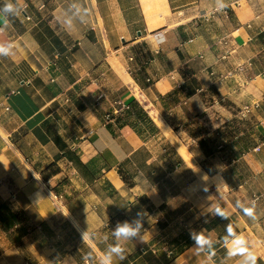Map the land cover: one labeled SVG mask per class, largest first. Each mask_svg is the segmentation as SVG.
<instances>
[{"label":"crops","instance_id":"obj_1","mask_svg":"<svg viewBox=\"0 0 264 264\" xmlns=\"http://www.w3.org/2000/svg\"><path fill=\"white\" fill-rule=\"evenodd\" d=\"M0 46V264H264V0H0Z\"/></svg>","mask_w":264,"mask_h":264},{"label":"clouds","instance_id":"obj_2","mask_svg":"<svg viewBox=\"0 0 264 264\" xmlns=\"http://www.w3.org/2000/svg\"><path fill=\"white\" fill-rule=\"evenodd\" d=\"M224 5L221 4V7H223ZM8 51L9 49L6 48V47H3V46H0V54H8ZM139 232V226H132V224L128 223V222H125L123 224H118L116 229H115V233L118 237H124V238H127V239H132V238H135L137 236ZM197 240V243L198 244H204L206 241L204 240L203 237H198L196 238ZM243 244H244V240L242 237H239L237 238V240L234 242V248H233V251H237V252H245L247 251L244 247H243ZM111 252L112 253H115L116 255L120 256L121 259H123V255H122V252H123V249L119 248V247H116V248H113L111 249ZM249 259L252 260L253 262L255 261V257L252 256L250 254L249 256Z\"/></svg>","mask_w":264,"mask_h":264},{"label":"rangeland","instance_id":"obj_3","mask_svg":"<svg viewBox=\"0 0 264 264\" xmlns=\"http://www.w3.org/2000/svg\"><path fill=\"white\" fill-rule=\"evenodd\" d=\"M234 128L238 133L240 132H249V136H247L246 139L242 140L239 148L246 149L248 146H251L252 143H254L255 138L254 137V128L255 124H253L251 121H247L245 119H238V121L234 124Z\"/></svg>","mask_w":264,"mask_h":264},{"label":"bare ground","instance_id":"obj_4","mask_svg":"<svg viewBox=\"0 0 264 264\" xmlns=\"http://www.w3.org/2000/svg\"><path fill=\"white\" fill-rule=\"evenodd\" d=\"M137 90V89H136ZM137 93V92H136ZM135 93V94H136ZM143 99V98H142ZM145 102V101H144ZM148 108V107H147ZM157 112V111H156ZM151 114H153V116H154V118H155V120H156V122H158V126H160L163 130H164V132L165 133H168V131H169V127H168V125L162 120V118H160L159 117V115H157L156 113H151ZM170 132H171V130H170ZM175 134V133H174ZM180 152L182 153V155L192 164V162H193V158H192V156L190 155V153L188 152V150L184 147V146H181L180 147ZM205 174V173H204ZM220 177V176H219ZM218 178V177H217ZM211 179V178H210Z\"/></svg>","mask_w":264,"mask_h":264},{"label":"built area","instance_id":"obj_5","mask_svg":"<svg viewBox=\"0 0 264 264\" xmlns=\"http://www.w3.org/2000/svg\"><path fill=\"white\" fill-rule=\"evenodd\" d=\"M27 18H29V17L27 16ZM155 36L156 37H159L160 34L159 33H156ZM119 105H120V110H126V109H129L130 108L129 105L123 104L122 102H120ZM10 109L11 108L9 106L6 107V110L7 111H9ZM244 110H245V112H250V109L249 108H245ZM106 118H107L108 121H110V119L112 118V115L109 114V115H107ZM11 195L14 196L13 193H11Z\"/></svg>","mask_w":264,"mask_h":264}]
</instances>
